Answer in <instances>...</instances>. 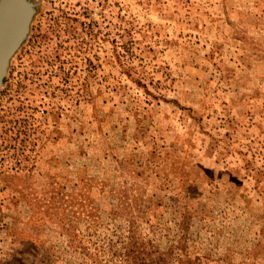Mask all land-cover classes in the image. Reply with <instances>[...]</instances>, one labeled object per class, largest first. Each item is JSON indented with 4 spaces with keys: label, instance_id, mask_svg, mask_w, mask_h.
<instances>
[{
    "label": "rangeland",
    "instance_id": "obj_1",
    "mask_svg": "<svg viewBox=\"0 0 264 264\" xmlns=\"http://www.w3.org/2000/svg\"><path fill=\"white\" fill-rule=\"evenodd\" d=\"M32 1L0 264H264V0Z\"/></svg>",
    "mask_w": 264,
    "mask_h": 264
},
{
    "label": "water",
    "instance_id": "obj_2",
    "mask_svg": "<svg viewBox=\"0 0 264 264\" xmlns=\"http://www.w3.org/2000/svg\"><path fill=\"white\" fill-rule=\"evenodd\" d=\"M35 14L32 0H0V91L13 58L29 36Z\"/></svg>",
    "mask_w": 264,
    "mask_h": 264
}]
</instances>
